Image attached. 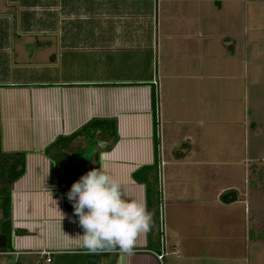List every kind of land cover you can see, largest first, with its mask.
<instances>
[{
  "label": "crops",
  "instance_id": "1",
  "mask_svg": "<svg viewBox=\"0 0 264 264\" xmlns=\"http://www.w3.org/2000/svg\"><path fill=\"white\" fill-rule=\"evenodd\" d=\"M8 1L17 3L0 4ZM256 1L56 0L55 22L40 26L0 13L1 150L25 157L0 256L86 260L66 184L46 154L82 132L69 146L72 163L107 168L134 199L146 203L134 174L156 168L158 229L141 234L132 255L100 253L98 264H264L252 201L262 129L245 106Z\"/></svg>",
  "mask_w": 264,
  "mask_h": 264
},
{
  "label": "clouds",
  "instance_id": "2",
  "mask_svg": "<svg viewBox=\"0 0 264 264\" xmlns=\"http://www.w3.org/2000/svg\"><path fill=\"white\" fill-rule=\"evenodd\" d=\"M67 199L83 230L78 236L82 237L86 254L119 249L132 255L138 237L152 227V213L146 203L130 197L122 181L103 166L88 171L73 183Z\"/></svg>",
  "mask_w": 264,
  "mask_h": 264
},
{
  "label": "rangeland",
  "instance_id": "3",
  "mask_svg": "<svg viewBox=\"0 0 264 264\" xmlns=\"http://www.w3.org/2000/svg\"><path fill=\"white\" fill-rule=\"evenodd\" d=\"M17 3L8 1L9 5L0 4V13H6L12 17L11 23H15L14 16L16 13L21 15L22 19L27 22H33L40 26L44 24L43 20L55 22L54 18L57 14L56 0H16ZM1 3V2H0ZM12 5V7H11ZM3 10V12H2ZM247 26L250 29V36L256 45V70L255 85L251 87L250 105L246 98V108L251 107V112L256 110L257 121L260 123L261 131L257 136V148L255 150L257 156L256 174L253 181L254 191L256 195L252 197L253 203L257 204V241L258 248L264 250V0H257L256 3L250 5ZM1 15V14H0ZM0 45H3L0 39ZM6 185L0 184V233L2 229V204L5 201V195L2 191H7ZM256 196V197H255ZM256 199H255V198ZM11 259L0 256V264H14ZM77 262V261H76Z\"/></svg>",
  "mask_w": 264,
  "mask_h": 264
},
{
  "label": "trees",
  "instance_id": "4",
  "mask_svg": "<svg viewBox=\"0 0 264 264\" xmlns=\"http://www.w3.org/2000/svg\"><path fill=\"white\" fill-rule=\"evenodd\" d=\"M93 124V123H92ZM93 126V125H92ZM82 135V132L72 135L66 138H58L51 146L46 150L48 157L54 162L55 169L59 172L61 182L66 184V187L62 190V197L64 200L65 207L73 213L72 204L67 199V193L71 189L73 183H75L79 178L86 174L88 171L94 169L87 167V163L83 161L72 163L69 159V146L78 140V137ZM22 153L6 154L1 150L0 142V184L6 185L7 191L3 190L2 194L5 195V201L2 204V229L1 234L7 236L8 244L7 249L10 247V229H11V200H10V190L12 184L18 180L25 172V159ZM76 164V165H75ZM95 168L98 169V166ZM141 172H145V177L140 178L139 174H134V178L137 182L144 183L146 186V204L147 210L152 213V227L149 231V236L152 237L154 230L158 229L159 225V196L156 189V168L155 166L151 168H144ZM151 179V180H150ZM156 237H160V233L155 234ZM7 252V250H1L0 253ZM99 254H89L84 256L86 260L83 262H76L71 260L68 264H98L96 259ZM66 256H51L50 264H58L59 258ZM76 258L75 256H73ZM67 264V263H66Z\"/></svg>",
  "mask_w": 264,
  "mask_h": 264
},
{
  "label": "water",
  "instance_id": "5",
  "mask_svg": "<svg viewBox=\"0 0 264 264\" xmlns=\"http://www.w3.org/2000/svg\"><path fill=\"white\" fill-rule=\"evenodd\" d=\"M7 244H8L7 236L4 235V234H0V251L1 250H6L7 249Z\"/></svg>",
  "mask_w": 264,
  "mask_h": 264
},
{
  "label": "built area",
  "instance_id": "6",
  "mask_svg": "<svg viewBox=\"0 0 264 264\" xmlns=\"http://www.w3.org/2000/svg\"><path fill=\"white\" fill-rule=\"evenodd\" d=\"M161 232H162V229H161ZM41 255L46 257V262L47 263H50L51 262V258H50L51 257V253H49V252H42ZM158 258L161 260L163 258V255H158Z\"/></svg>",
  "mask_w": 264,
  "mask_h": 264
}]
</instances>
